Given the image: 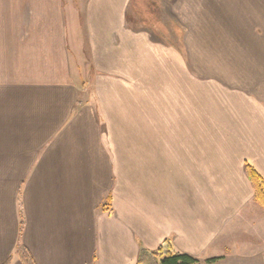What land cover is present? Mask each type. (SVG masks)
Wrapping results in <instances>:
<instances>
[{"label":"crops","instance_id":"0c3cea01","mask_svg":"<svg viewBox=\"0 0 264 264\" xmlns=\"http://www.w3.org/2000/svg\"><path fill=\"white\" fill-rule=\"evenodd\" d=\"M25 2L0 4V264H22L19 241L36 264H137L167 240L202 264H264L246 172L264 177V0L154 1L149 21L134 0H71L78 66L66 0ZM199 21L218 47L203 57L223 109L216 150L177 127L195 115L176 28Z\"/></svg>","mask_w":264,"mask_h":264},{"label":"rangeland","instance_id":"374dc122","mask_svg":"<svg viewBox=\"0 0 264 264\" xmlns=\"http://www.w3.org/2000/svg\"><path fill=\"white\" fill-rule=\"evenodd\" d=\"M12 1V2H11ZM26 0H0V4H14L17 7H23L25 11ZM71 0H66V7L68 10V32H69V47H70V53H71V60L73 63V66H78L81 63L85 64V61L83 58L86 56V50L84 49L83 45L78 42V38L75 36V33L73 31L72 27V21L75 19V15L72 12V5L69 3ZM73 1V0H72ZM135 3L137 2V10L144 14L146 20L149 21L150 18L158 16L159 9L156 7L154 1H157V3H161L164 0H134ZM200 2L201 0H197ZM197 2V3H198ZM199 4V3H198ZM164 9V8H163ZM165 11V10H164ZM71 12V14H70ZM24 16V15H23ZM167 16V14H166ZM168 18V17H167ZM154 22V21H153ZM174 27V26H173ZM176 34L177 36L183 37V35H187L190 37V47H189V55H188V61H190V64H188V70L191 69L194 74V124L188 125V130H180L185 129L184 126H177L178 131H187L189 135L193 136V148L195 150L198 149H211L216 150L219 145H221L222 139L218 138L219 134L223 132L224 126H221L220 123V115L223 113V109L219 106V95L215 93H209L207 90V86L203 87L205 85L203 83L204 74H207L209 72H212L216 70V65L211 62H205L203 57L205 58L208 56H213L215 60H218V47L217 46H207V42H205L202 38V30H201V21L196 22L192 28V30L184 29L183 27H177L176 28ZM173 32V31H172ZM205 51H208L205 53ZM179 71L182 70V64L179 63L178 65ZM184 69V68H183ZM169 70V67H168ZM205 76V75H204ZM211 92V90H210ZM205 108V112L207 115V119H209V125H202V108ZM219 115V117H218ZM178 120V119H177ZM206 123V122H205ZM139 126L131 125L130 130H137ZM209 133L210 134V141L208 143L202 142L201 135L202 133ZM127 143L120 142V145ZM129 145H135L134 141H129ZM123 148H128L126 146H123Z\"/></svg>","mask_w":264,"mask_h":264},{"label":"trees","instance_id":"16d2710c","mask_svg":"<svg viewBox=\"0 0 264 264\" xmlns=\"http://www.w3.org/2000/svg\"><path fill=\"white\" fill-rule=\"evenodd\" d=\"M246 172L255 192V200L264 208V177L251 164H246ZM24 227L23 219L20 223V236ZM15 254L22 264H36L35 259L28 248L20 241ZM13 256H10L2 264H11ZM137 264H202L190 254L173 250L170 240L165 241L157 250L148 251L143 249Z\"/></svg>","mask_w":264,"mask_h":264}]
</instances>
